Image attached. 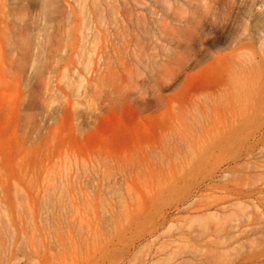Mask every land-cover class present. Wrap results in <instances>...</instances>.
<instances>
[{"label": "rangeland", "instance_id": "374dc122", "mask_svg": "<svg viewBox=\"0 0 264 264\" xmlns=\"http://www.w3.org/2000/svg\"><path fill=\"white\" fill-rule=\"evenodd\" d=\"M0 264H264V0H0Z\"/></svg>", "mask_w": 264, "mask_h": 264}]
</instances>
